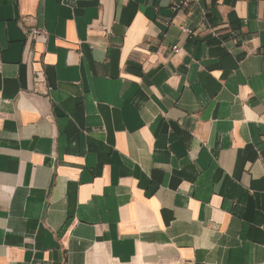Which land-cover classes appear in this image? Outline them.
<instances>
[{"label": "crops", "instance_id": "1", "mask_svg": "<svg viewBox=\"0 0 264 264\" xmlns=\"http://www.w3.org/2000/svg\"><path fill=\"white\" fill-rule=\"evenodd\" d=\"M102 260L264 264V0H0V264Z\"/></svg>", "mask_w": 264, "mask_h": 264}, {"label": "built area", "instance_id": "2", "mask_svg": "<svg viewBox=\"0 0 264 264\" xmlns=\"http://www.w3.org/2000/svg\"><path fill=\"white\" fill-rule=\"evenodd\" d=\"M189 1H191V0H185V4H187ZM26 32H27V35L29 36V38H31V39H38L39 37L47 38V36H48V33L43 28H31ZM184 32H186L190 35L193 34V31L190 29H184ZM173 51L175 53H179L180 49H179V47L175 46V47H173Z\"/></svg>", "mask_w": 264, "mask_h": 264}, {"label": "rangeland", "instance_id": "3", "mask_svg": "<svg viewBox=\"0 0 264 264\" xmlns=\"http://www.w3.org/2000/svg\"><path fill=\"white\" fill-rule=\"evenodd\" d=\"M91 264H114V263L102 260V261H94Z\"/></svg>", "mask_w": 264, "mask_h": 264}]
</instances>
